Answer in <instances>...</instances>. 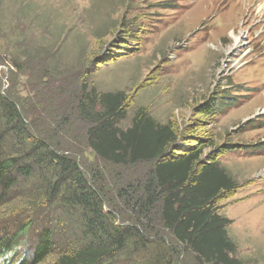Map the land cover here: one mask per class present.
Instances as JSON below:
<instances>
[{
	"label": "rangeland",
	"instance_id": "obj_1",
	"mask_svg": "<svg viewBox=\"0 0 264 264\" xmlns=\"http://www.w3.org/2000/svg\"><path fill=\"white\" fill-rule=\"evenodd\" d=\"M255 2L242 11L240 0H0V44H10L0 63L1 90L15 96L32 132L76 159L103 191L105 210L119 219L134 216L126 194H143L156 162L115 164L98 156L89 146L94 123L79 111L83 94L124 92L125 114L116 120L123 129L142 107L159 122H172L178 143L202 148L198 169L219 161L236 180L213 206L230 219L227 230L242 263L264 264V18ZM232 31L241 33V51L227 50ZM17 52L21 69L12 60ZM41 186L39 176L18 178L0 202V235L32 222L0 264L30 258L47 227L57 244L39 264H57L68 246L80 247L78 213L54 208ZM154 220L163 246L177 249L175 264H200ZM150 244L104 264H141L155 256Z\"/></svg>",
	"mask_w": 264,
	"mask_h": 264
},
{
	"label": "trees",
	"instance_id": "obj_2",
	"mask_svg": "<svg viewBox=\"0 0 264 264\" xmlns=\"http://www.w3.org/2000/svg\"><path fill=\"white\" fill-rule=\"evenodd\" d=\"M3 43L0 63L6 61L5 51H10V44ZM13 57L12 60H17L15 67L21 69L20 52ZM125 100L124 92L92 90L83 94L79 111L84 119L94 123L89 131V146L104 160L115 164L156 162L142 195L129 197L125 190L120 193L126 194L129 206L132 204L134 208L131 219L126 214L119 219L105 210L103 191L86 177L76 159L59 154L42 135L32 132L15 96L12 92L4 94L1 87L0 202L6 201L18 178L39 176L47 202L53 203L54 208L58 204L63 213L69 210L67 214L78 213L77 231L83 234V241L79 248L68 246L59 253L57 264H104L121 256L129 258L150 243L155 244V256L142 258L141 264H175L177 249L163 246L165 238L154 219L172 232L185 249H190L200 264H243L236 256L237 243L227 230L230 219L213 206L222 192L236 188L234 177L215 160L202 163L198 169L202 148L177 152L180 148L174 124L159 122L143 107L136 111L131 126L119 127L116 120L125 114ZM46 170L52 171V179ZM31 224L29 221L12 234L0 235V258L15 251L18 243L29 235ZM56 244L52 230L45 228L32 256L19 264L45 261Z\"/></svg>",
	"mask_w": 264,
	"mask_h": 264
},
{
	"label": "bare ground",
	"instance_id": "obj_3",
	"mask_svg": "<svg viewBox=\"0 0 264 264\" xmlns=\"http://www.w3.org/2000/svg\"><path fill=\"white\" fill-rule=\"evenodd\" d=\"M241 1H242V5L241 6L243 8L242 11H244V9H246L248 7L249 3L254 1V0H240V2ZM254 11H256V13H257V15L259 17H263L264 18V0H256V2L254 4ZM232 35H233V39H234V44H233V46L229 47L227 50L234 49V47H235V49L237 51H241V49H239V48H241L243 46V44L245 43L244 40L242 39L241 33L237 34L235 31H232ZM240 62H241V58L232 59V63L234 65H239L240 66L241 65Z\"/></svg>",
	"mask_w": 264,
	"mask_h": 264
},
{
	"label": "built area",
	"instance_id": "obj_4",
	"mask_svg": "<svg viewBox=\"0 0 264 264\" xmlns=\"http://www.w3.org/2000/svg\"><path fill=\"white\" fill-rule=\"evenodd\" d=\"M177 145L180 148V150H177V152H184V151L188 150L189 146H190V145L185 144V143H177Z\"/></svg>",
	"mask_w": 264,
	"mask_h": 264
}]
</instances>
